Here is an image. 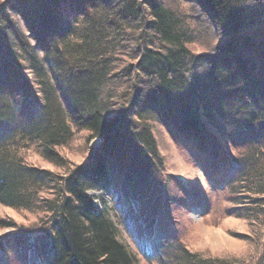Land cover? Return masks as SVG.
I'll list each match as a JSON object with an SVG mask.
<instances>
[{
  "label": "trees",
  "instance_id": "16d2710c",
  "mask_svg": "<svg viewBox=\"0 0 264 264\" xmlns=\"http://www.w3.org/2000/svg\"><path fill=\"white\" fill-rule=\"evenodd\" d=\"M157 124L212 159L246 225L243 253L178 246L166 264H264V0H0V207L36 220L0 215L2 258L139 264L91 192L163 170Z\"/></svg>",
  "mask_w": 264,
  "mask_h": 264
},
{
  "label": "rangeland",
  "instance_id": "374dc122",
  "mask_svg": "<svg viewBox=\"0 0 264 264\" xmlns=\"http://www.w3.org/2000/svg\"><path fill=\"white\" fill-rule=\"evenodd\" d=\"M156 128L165 162L163 170L156 169L143 177L131 165L117 168V174L112 176L114 191L91 192L97 208L100 209L103 198L122 240L137 255L139 264L172 262L176 260L173 257L178 246L208 254L245 252L246 243L235 237L236 231L246 229L245 221L227 213L228 190L222 184L225 176L215 171L212 159L198 149L189 135L172 124H157ZM225 128L230 147L238 150L246 144L241 141L246 138L245 133L234 125L225 124ZM99 143L100 140L93 139L89 147ZM75 145L80 147L79 142ZM70 158L73 163L84 161L76 153ZM195 198L202 204H196ZM0 215L13 216L19 223L36 221L4 207H0ZM11 233L9 228L0 229L2 237ZM155 238L158 239L154 241ZM7 255H0V264H25L27 259L18 256L13 247Z\"/></svg>",
  "mask_w": 264,
  "mask_h": 264
}]
</instances>
